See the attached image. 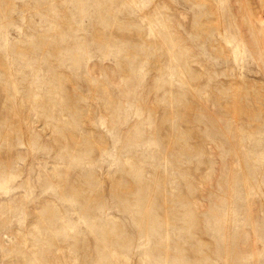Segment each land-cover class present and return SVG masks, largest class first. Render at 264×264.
<instances>
[{
  "label": "rangeland",
  "instance_id": "374dc122",
  "mask_svg": "<svg viewBox=\"0 0 264 264\" xmlns=\"http://www.w3.org/2000/svg\"><path fill=\"white\" fill-rule=\"evenodd\" d=\"M0 264H264V0H0Z\"/></svg>",
  "mask_w": 264,
  "mask_h": 264
}]
</instances>
